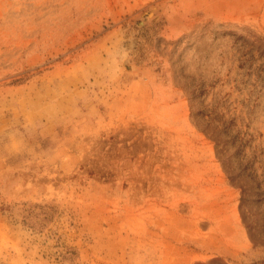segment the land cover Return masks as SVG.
Listing matches in <instances>:
<instances>
[{
	"label": "rangeland",
	"instance_id": "rangeland-1",
	"mask_svg": "<svg viewBox=\"0 0 264 264\" xmlns=\"http://www.w3.org/2000/svg\"><path fill=\"white\" fill-rule=\"evenodd\" d=\"M0 264H264V0H0Z\"/></svg>",
	"mask_w": 264,
	"mask_h": 264
}]
</instances>
